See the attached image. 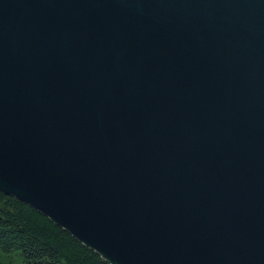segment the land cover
Segmentation results:
<instances>
[{"label": "water", "instance_id": "obj_1", "mask_svg": "<svg viewBox=\"0 0 264 264\" xmlns=\"http://www.w3.org/2000/svg\"><path fill=\"white\" fill-rule=\"evenodd\" d=\"M0 191L112 264H264V0H0Z\"/></svg>", "mask_w": 264, "mask_h": 264}, {"label": "trees", "instance_id": "obj_2", "mask_svg": "<svg viewBox=\"0 0 264 264\" xmlns=\"http://www.w3.org/2000/svg\"><path fill=\"white\" fill-rule=\"evenodd\" d=\"M0 264H112L52 219L0 191Z\"/></svg>", "mask_w": 264, "mask_h": 264}]
</instances>
